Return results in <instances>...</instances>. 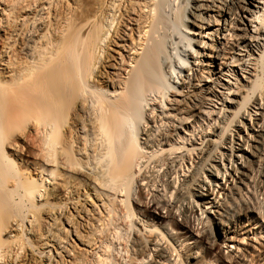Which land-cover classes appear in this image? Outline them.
<instances>
[{"label": "bare ground", "instance_id": "obj_1", "mask_svg": "<svg viewBox=\"0 0 264 264\" xmlns=\"http://www.w3.org/2000/svg\"><path fill=\"white\" fill-rule=\"evenodd\" d=\"M255 193L264 0H0V264H264Z\"/></svg>", "mask_w": 264, "mask_h": 264}, {"label": "rangeland", "instance_id": "obj_2", "mask_svg": "<svg viewBox=\"0 0 264 264\" xmlns=\"http://www.w3.org/2000/svg\"><path fill=\"white\" fill-rule=\"evenodd\" d=\"M255 194H258V193H255ZM259 195L260 194L257 195L258 198H259L258 200H260V201L262 200V202L260 204H262L261 206H263L264 205V203H263V197H262V195H260V196ZM108 236H110V235H108Z\"/></svg>", "mask_w": 264, "mask_h": 264}]
</instances>
